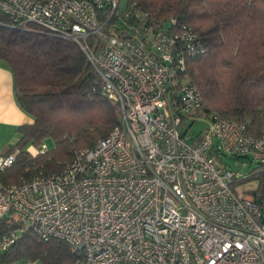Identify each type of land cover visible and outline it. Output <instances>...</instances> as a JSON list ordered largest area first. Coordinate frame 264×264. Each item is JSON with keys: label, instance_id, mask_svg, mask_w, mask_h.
I'll return each mask as SVG.
<instances>
[{"label": "built area", "instance_id": "2783aa9c", "mask_svg": "<svg viewBox=\"0 0 264 264\" xmlns=\"http://www.w3.org/2000/svg\"><path fill=\"white\" fill-rule=\"evenodd\" d=\"M120 5L0 0L11 28L75 43L119 114L109 135L79 149L62 172L0 183V220L19 225L0 237V256L27 229L66 243L79 256L74 264H264V199L238 185L256 171L223 164L243 158L264 172V132L253 138L245 123L205 112L187 75V59L204 52L191 27ZM200 119L207 126L188 143ZM47 151L26 149L31 157ZM17 155L0 154V172Z\"/></svg>", "mask_w": 264, "mask_h": 264}, {"label": "trees", "instance_id": "16d2710c", "mask_svg": "<svg viewBox=\"0 0 264 264\" xmlns=\"http://www.w3.org/2000/svg\"><path fill=\"white\" fill-rule=\"evenodd\" d=\"M126 2L123 11L135 4L151 22L174 18L191 27L204 52L187 59V75L202 96L205 112L245 123L247 135L253 138L262 135L264 0ZM10 25L0 11V61L11 69L18 106L33 123L19 127L18 142L5 153L18 151L14 164L0 172L2 184L62 172L79 149L93 147L119 124L116 108L101 95L100 81L75 43L35 26L22 30ZM45 139L54 142L52 150L36 157L26 152L29 146L39 148ZM253 171L238 185L257 181L251 194L264 199V172ZM18 227L13 219L0 220V237ZM78 258L66 243L44 242L26 229L0 256V264H74Z\"/></svg>", "mask_w": 264, "mask_h": 264}, {"label": "crops", "instance_id": "0c3cea01", "mask_svg": "<svg viewBox=\"0 0 264 264\" xmlns=\"http://www.w3.org/2000/svg\"><path fill=\"white\" fill-rule=\"evenodd\" d=\"M32 123L16 101L11 69L0 61V154H5L18 142L19 127Z\"/></svg>", "mask_w": 264, "mask_h": 264}, {"label": "rangeland", "instance_id": "374dc122", "mask_svg": "<svg viewBox=\"0 0 264 264\" xmlns=\"http://www.w3.org/2000/svg\"><path fill=\"white\" fill-rule=\"evenodd\" d=\"M126 0H121V8H124L126 5ZM207 126V122L205 119H200L196 121L190 128L189 131L185 134V139L187 140L188 143H192L199 134L203 130H205ZM42 144H45L47 147V150H52L54 148V142L51 139H45ZM223 164L224 166L232 171H238L242 174H248L255 170L256 165L255 163H250L249 160L247 159H235L233 157H223ZM258 182L257 181H252V182H246L243 184H239V188L242 192L248 194L251 193L252 190H255L257 187ZM15 264H20V262L15 263Z\"/></svg>", "mask_w": 264, "mask_h": 264}]
</instances>
